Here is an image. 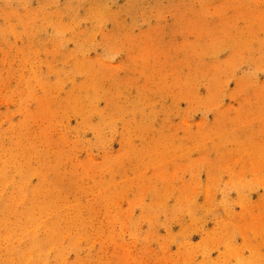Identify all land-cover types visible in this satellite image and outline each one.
Masks as SVG:
<instances>
[{
    "label": "rangeland",
    "instance_id": "rangeland-1",
    "mask_svg": "<svg viewBox=\"0 0 264 264\" xmlns=\"http://www.w3.org/2000/svg\"><path fill=\"white\" fill-rule=\"evenodd\" d=\"M0 264H264V0H0Z\"/></svg>",
    "mask_w": 264,
    "mask_h": 264
}]
</instances>
